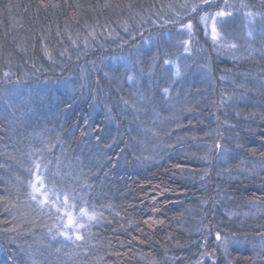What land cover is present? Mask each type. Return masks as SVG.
<instances>
[{
	"label": "trees",
	"instance_id": "16d2710c",
	"mask_svg": "<svg viewBox=\"0 0 264 264\" xmlns=\"http://www.w3.org/2000/svg\"><path fill=\"white\" fill-rule=\"evenodd\" d=\"M0 264H264V0H0Z\"/></svg>",
	"mask_w": 264,
	"mask_h": 264
},
{
	"label": "snow or ice",
	"instance_id": "6c2138e0",
	"mask_svg": "<svg viewBox=\"0 0 264 264\" xmlns=\"http://www.w3.org/2000/svg\"><path fill=\"white\" fill-rule=\"evenodd\" d=\"M203 3L205 5H211L212 0H203ZM227 5H225L226 7ZM183 7H187V5H183ZM200 6L193 4L191 6V11L196 12ZM209 14H205L201 17V20L204 21L208 18ZM231 12H225L223 10L217 11L214 15L211 16V19L213 21L212 25V39L213 41H216L219 33L217 32V18H222L225 16H231ZM247 15L251 16L252 13H247ZM174 22V21H173ZM183 27H186L191 33L192 31V25L189 23L188 25H185ZM127 30V29H125ZM249 35L251 36L252 33L250 32ZM187 43V42H185ZM231 47L235 48L236 45L233 44ZM187 50V48H186ZM165 63H169L168 61H165ZM8 73H5V76H7ZM128 79L131 81L133 77L129 76ZM167 92V89L164 90ZM5 103H8V101L5 99ZM219 147V145H217ZM35 167L37 170L41 168L40 163H36ZM46 167V165H45ZM31 192H29V198L33 201H35L41 208H50L55 209V212L60 214L56 218L60 223L63 225V231H59V235L63 236L66 240H72L73 236L75 237L76 241L82 240L83 237L79 234L80 229H86L89 225L87 223H81V220L86 219L87 221H93L98 218L97 214L95 212L89 213L87 209L81 207L79 209V215H74L73 211L70 209H75V204L69 203V195L67 193L63 194V200H61V194L56 190L55 186L48 187L45 184L44 179L41 178V176L37 175L36 181L30 182ZM64 218H67V223L64 224L63 220ZM59 229V225L57 226ZM69 232L72 233V235L69 234ZM216 239H220L219 233H217Z\"/></svg>",
	"mask_w": 264,
	"mask_h": 264
},
{
	"label": "rangeland",
	"instance_id": "374dc122",
	"mask_svg": "<svg viewBox=\"0 0 264 264\" xmlns=\"http://www.w3.org/2000/svg\"><path fill=\"white\" fill-rule=\"evenodd\" d=\"M216 12L214 13H211L208 15V18L206 20L203 21V25L206 27V31L208 32V34L212 37V25H213V21L211 19V16L214 15ZM223 17L222 18H217L218 20V23H217V32L219 33V36L217 38V40H220L221 37H222V33L220 32L221 29H220V22L222 21ZM235 54L237 52H234ZM34 181H36V179H34Z\"/></svg>",
	"mask_w": 264,
	"mask_h": 264
}]
</instances>
